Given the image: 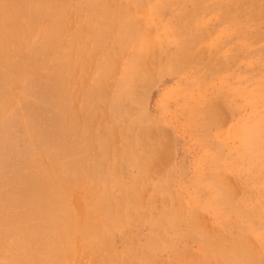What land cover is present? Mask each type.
Here are the masks:
<instances>
[{"label": "rangeland", "instance_id": "374dc122", "mask_svg": "<svg viewBox=\"0 0 264 264\" xmlns=\"http://www.w3.org/2000/svg\"><path fill=\"white\" fill-rule=\"evenodd\" d=\"M219 263L264 264V0H0V264Z\"/></svg>", "mask_w": 264, "mask_h": 264}, {"label": "bare ground", "instance_id": "6f19581e", "mask_svg": "<svg viewBox=\"0 0 264 264\" xmlns=\"http://www.w3.org/2000/svg\"><path fill=\"white\" fill-rule=\"evenodd\" d=\"M24 15V14H23ZM73 24V23H72ZM96 83V82H95ZM222 111V110H221ZM154 130V129H153ZM153 130H150V131H152L153 132ZM165 133V132H164ZM153 134V133H152ZM155 134V133H154ZM153 134V135H154ZM156 137V136H155ZM151 138H152V136H151ZM163 145V144H162ZM158 152V151H157ZM162 153V152H161ZM161 161V160H160ZM168 165V164H167ZM163 169V168H162ZM230 178V177H229ZM234 186V185H233ZM83 193V192H82ZM77 196V195H76ZM73 200V199H72ZM78 200V199H77ZM70 201H71V199H70ZM78 201H80V200H78ZM77 201V202H78ZM80 203H81V201H80ZM71 204H74L73 202L71 203ZM81 206V205H80ZM80 206L78 207V208H80ZM79 212V211H78ZM77 212V213H78ZM80 213V212H79ZM82 216V215H81ZM80 221H82V220H80ZM80 224V223H79ZM208 226V225H207ZM251 239V238H250ZM254 243V242H253ZM255 244V243H254ZM108 245V244H107ZM103 246V245H102ZM188 251V250H187ZM156 263H158V262H156ZM220 264V263H219Z\"/></svg>", "mask_w": 264, "mask_h": 264}]
</instances>
